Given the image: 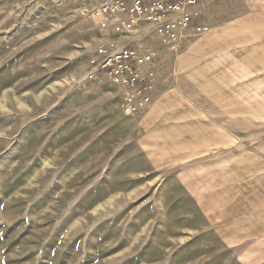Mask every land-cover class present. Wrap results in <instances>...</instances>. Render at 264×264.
<instances>
[{
	"label": "rangeland",
	"instance_id": "rangeland-1",
	"mask_svg": "<svg viewBox=\"0 0 264 264\" xmlns=\"http://www.w3.org/2000/svg\"><path fill=\"white\" fill-rule=\"evenodd\" d=\"M83 4L0 0V264H240L220 207L185 204L122 89L86 78L114 35Z\"/></svg>",
	"mask_w": 264,
	"mask_h": 264
},
{
	"label": "crops",
	"instance_id": "crops-1",
	"mask_svg": "<svg viewBox=\"0 0 264 264\" xmlns=\"http://www.w3.org/2000/svg\"><path fill=\"white\" fill-rule=\"evenodd\" d=\"M187 37L142 38L138 147L185 204L227 221V255L264 264V0H198ZM205 29L196 33L195 29ZM168 184V183H167Z\"/></svg>",
	"mask_w": 264,
	"mask_h": 264
},
{
	"label": "built area",
	"instance_id": "built-area-1",
	"mask_svg": "<svg viewBox=\"0 0 264 264\" xmlns=\"http://www.w3.org/2000/svg\"><path fill=\"white\" fill-rule=\"evenodd\" d=\"M198 0H84L82 14L99 18L101 31H111L113 38L92 51L86 78L108 76L125 95L126 112L135 115L151 104L146 93L150 77L141 68L155 59L142 38L159 35L179 41L187 37L192 24L189 8ZM196 33L205 29L197 27Z\"/></svg>",
	"mask_w": 264,
	"mask_h": 264
},
{
	"label": "bare ground",
	"instance_id": "bare-ground-1",
	"mask_svg": "<svg viewBox=\"0 0 264 264\" xmlns=\"http://www.w3.org/2000/svg\"><path fill=\"white\" fill-rule=\"evenodd\" d=\"M115 190H119V187H117V186L112 187V191H115ZM120 190H123V189H120ZM124 191H126V190H124ZM133 194H134V193H133V190L130 191V192H128V195H129L130 197H132ZM110 203H112V202H110Z\"/></svg>",
	"mask_w": 264,
	"mask_h": 264
}]
</instances>
